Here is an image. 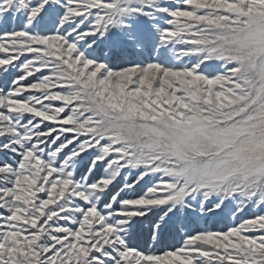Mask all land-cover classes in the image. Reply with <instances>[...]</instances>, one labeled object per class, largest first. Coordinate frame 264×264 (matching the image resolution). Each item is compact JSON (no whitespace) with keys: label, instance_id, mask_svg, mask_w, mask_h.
Listing matches in <instances>:
<instances>
[{"label":"snow or ice","instance_id":"1","mask_svg":"<svg viewBox=\"0 0 264 264\" xmlns=\"http://www.w3.org/2000/svg\"><path fill=\"white\" fill-rule=\"evenodd\" d=\"M0 264H264V0H0Z\"/></svg>","mask_w":264,"mask_h":264}]
</instances>
